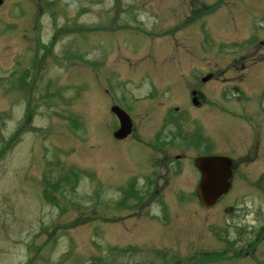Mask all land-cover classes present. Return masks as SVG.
<instances>
[{
  "label": "rangeland",
  "instance_id": "1",
  "mask_svg": "<svg viewBox=\"0 0 264 264\" xmlns=\"http://www.w3.org/2000/svg\"><path fill=\"white\" fill-rule=\"evenodd\" d=\"M208 70L211 91L227 76L264 82V0H4L0 264H264V126L257 144L244 116L253 105L217 109V150L238 163L222 211L201 204L185 162L149 207H167V220L116 210L118 186L156 166L138 150L116 154L114 99L138 118L132 138L150 139L153 117L175 105L183 116L194 75ZM210 110L191 117L209 130ZM229 204L243 211L223 212Z\"/></svg>",
  "mask_w": 264,
  "mask_h": 264
},
{
  "label": "flooded vegetation",
  "instance_id": "2",
  "mask_svg": "<svg viewBox=\"0 0 264 264\" xmlns=\"http://www.w3.org/2000/svg\"><path fill=\"white\" fill-rule=\"evenodd\" d=\"M260 62L261 60L257 61L256 64L252 66L259 67ZM251 73H256V70ZM216 77L217 76L209 70L203 75H194V78L197 79L195 82L198 85L192 89L190 95L193 96H189L188 107L183 109V116H177V113L181 112V108L178 105L168 107L158 120L157 117L154 116L153 118L156 119V121L152 125L156 130L150 139H146L145 137L140 138L141 136L139 135L141 134L139 132L137 138H132L139 129L138 118L133 114L134 112L130 109L129 105L122 104L118 99H114L112 106H121L130 114L133 122V131L128 137L123 139L113 137L116 144V154L123 152L130 156L132 154L133 156L136 150H138V152H141L138 155L141 159L147 158L149 161H155L154 163L156 166V169L151 172L150 175L136 174L125 184L118 186L122 194L120 200L118 199L116 204V210H118L119 215L122 210L125 211L124 209H126L129 214L138 213V215L142 210L146 209L145 214L151 215L153 220L157 221V224L167 220V207L163 206L160 210L157 209L158 213H154L155 210L149 208L156 200L155 198L162 195L166 189V185H163L161 181L165 178H174L182 174L184 162L188 163L192 170L194 168L193 172L201 178V173L195 165V161L202 155L226 156L234 161L232 187L229 193L222 196L213 206L218 207V210L222 211L221 207L223 203L228 200V196L237 188L238 181L236 180L235 173L237 172L238 163L229 156V154L217 150V109H225L226 105L231 103L242 106L245 104L253 105L254 111H251L249 115H243L246 118L248 117L249 119L252 118L255 120L256 133L258 135L255 142L259 144V142H262L261 136L264 126V82L258 83L253 81L255 75L250 76V79L248 78V80L244 82L232 81V76H227L226 79L231 80L225 79L221 81L220 83L222 85L218 91H211L208 87H204L205 84L214 80L216 81ZM245 83H247V85H245ZM251 83H255L253 91H251L248 86ZM146 98L149 100L153 99L152 93H148ZM206 106L211 108L209 111V130L206 129V125L200 115L195 118V121L191 117L192 108L204 112ZM112 118V120H114V136L115 131L120 127V119L114 113H112ZM192 121H194V123ZM176 164L178 166H176ZM163 170H165V172H163ZM242 179L245 178L241 175V180ZM224 210L230 214L243 211L241 206H234L233 204L225 205L223 212ZM166 223L169 224L170 222L166 221ZM221 240L226 242V244L229 242L226 238H221Z\"/></svg>",
  "mask_w": 264,
  "mask_h": 264
},
{
  "label": "water",
  "instance_id": "3",
  "mask_svg": "<svg viewBox=\"0 0 264 264\" xmlns=\"http://www.w3.org/2000/svg\"><path fill=\"white\" fill-rule=\"evenodd\" d=\"M3 0H0V6ZM121 119V128L115 133L116 137L124 138L132 132V121L129 116L119 107H114ZM196 166L202 172L198 193L202 204L211 207L219 198L228 193L231 187L232 162L226 157L201 156L196 159Z\"/></svg>",
  "mask_w": 264,
  "mask_h": 264
}]
</instances>
